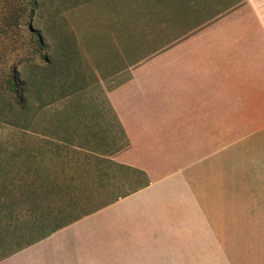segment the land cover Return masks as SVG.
Returning <instances> with one entry per match:
<instances>
[{"label":"crops","instance_id":"1","mask_svg":"<svg viewBox=\"0 0 264 264\" xmlns=\"http://www.w3.org/2000/svg\"><path fill=\"white\" fill-rule=\"evenodd\" d=\"M95 4L90 112L65 96L1 122L0 264L264 263V66H152L186 39L264 40V0ZM187 103L207 121L190 154Z\"/></svg>","mask_w":264,"mask_h":264},{"label":"rangeland","instance_id":"2","mask_svg":"<svg viewBox=\"0 0 264 264\" xmlns=\"http://www.w3.org/2000/svg\"><path fill=\"white\" fill-rule=\"evenodd\" d=\"M22 1L0 0V125L2 121H22L48 105L55 110L61 105L58 98L65 96L72 99L74 118L89 113L92 95H102L104 91L96 88V84H89L91 70L83 59L88 47L94 50L93 42L88 41L96 24L94 0H37L32 14L25 15L19 12ZM215 41L216 53L208 54L209 49L197 48L191 39H186L184 46L179 44L169 49V53L153 56L155 73L159 74V66H219V70H224V66H264L263 39H249L247 45L233 38ZM197 51L201 54H196ZM194 112L192 104L187 103L183 136L186 154L198 147V144L189 146L192 130L207 126V121L193 118ZM179 145L181 138H178ZM144 178L140 175L136 180ZM130 184L122 177L111 193L125 192ZM220 250L217 248V264H256L248 256H241L240 248H230L239 252L229 255L230 261Z\"/></svg>","mask_w":264,"mask_h":264},{"label":"trees","instance_id":"3","mask_svg":"<svg viewBox=\"0 0 264 264\" xmlns=\"http://www.w3.org/2000/svg\"><path fill=\"white\" fill-rule=\"evenodd\" d=\"M22 8L19 11L21 13V15H25L27 13L32 14L33 10L37 7V0H23L22 1ZM29 10V12L27 11ZM30 28H32L31 24L29 25ZM42 42H40L41 44ZM41 46V45H40ZM15 81V80H14ZM13 81V82H14ZM21 82V81H20Z\"/></svg>","mask_w":264,"mask_h":264}]
</instances>
